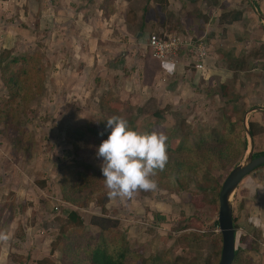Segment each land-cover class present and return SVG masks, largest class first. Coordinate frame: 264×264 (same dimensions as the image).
Here are the masks:
<instances>
[{"label":"rangeland","instance_id":"374dc122","mask_svg":"<svg viewBox=\"0 0 264 264\" xmlns=\"http://www.w3.org/2000/svg\"><path fill=\"white\" fill-rule=\"evenodd\" d=\"M205 2L207 14L212 12L209 24L229 19L224 14L231 11L239 13L237 21L217 29L215 43L224 63L221 69L232 71L230 79L204 89L210 97L218 93L219 101L209 103L199 115L202 118L190 120V106H165L169 109L163 113L164 120L154 130L174 129L175 138L180 139L187 126L192 135L183 146L191 151L197 150V133L205 136L208 146L214 144L210 140L213 136L220 138V144L213 147L216 159L209 157L213 160L209 172L194 168L184 173L165 172L157 180L156 190L139 191L133 199L123 202L109 198L108 189L91 196L85 209L62 201L58 180L61 171L84 164L97 169L99 166L81 146L67 142L65 133L75 125L104 123L114 112L111 107L104 110L98 105L100 96L107 92L118 103L128 106L126 113L136 116L139 129L152 124L149 116L153 111L164 109L156 106L152 98L141 106H131L121 100L129 98L127 93L121 97L119 90L100 80L96 91L91 73L95 71L81 73L82 57L69 52V39L63 45L65 51L56 52L58 48L51 43L53 32L39 26L38 14L29 24L26 38L18 37L9 49L0 47V58L27 54L34 56L44 70L38 75L41 79L36 77L35 83H31L29 97L24 102L16 101L17 107H7L9 97L0 83V230L10 236L6 243L0 242V264H68L60 260L61 246L54 241L59 228L65 227L70 211L79 213L83 227L92 235L98 234L92 217L117 221L137 256H156L162 264H215L219 234L215 226L217 200L208 195V187H213L215 193L229 171L244 164L248 152L253 157L264 149V127L256 123L264 124V91L263 86L259 87L264 78L260 72V61L264 60V0ZM148 32L152 33L153 27ZM145 38L139 41L143 50ZM256 57L260 61H254ZM248 129L252 133L249 140ZM234 146L237 152L232 153ZM194 155L187 153L185 158ZM201 160L190 159L188 165ZM261 167L264 165L258 168ZM253 178L243 180L229 197L235 219L234 249L242 252L240 264H264V230L253 220L256 210H261L264 228V208H260V189L264 184L260 178L252 181Z\"/></svg>","mask_w":264,"mask_h":264},{"label":"crops","instance_id":"0c3cea01","mask_svg":"<svg viewBox=\"0 0 264 264\" xmlns=\"http://www.w3.org/2000/svg\"><path fill=\"white\" fill-rule=\"evenodd\" d=\"M203 5L208 6L205 0H0V47L9 49L18 37L26 38L29 24L38 14L39 26L51 28L53 32L51 43L58 48L56 52H64L63 45L69 39V52L74 57H82L81 73L95 71L91 73L96 91L100 80L119 90L121 97L127 93L129 98L121 100L131 106H141L150 98L160 109L190 106L187 107L188 113L191 112L189 118L197 120L203 117L199 115L207 110L209 103L219 101L218 93L210 97L205 95L204 89L222 85L232 73L221 69L224 63L215 46L217 29L229 23L220 20L218 24H209L212 12L207 14ZM193 6L196 10L187 9ZM151 27L152 33L159 36H175L188 41L191 53L179 51L170 62L153 58L146 44L143 50L139 42L144 36L147 38ZM169 28L171 30L166 31ZM199 54L204 56L200 60ZM254 61L260 60L256 57ZM261 62L260 72L264 74V60ZM196 64L202 69H196ZM260 86L264 91V78ZM246 134L248 140L252 138ZM251 148L250 141L249 150ZM251 178L252 181L260 178L264 184V167L248 173L238 185ZM260 190V208H264V187ZM256 211L253 215L255 225L264 230L261 210Z\"/></svg>","mask_w":264,"mask_h":264},{"label":"trees","instance_id":"16d2710c","mask_svg":"<svg viewBox=\"0 0 264 264\" xmlns=\"http://www.w3.org/2000/svg\"><path fill=\"white\" fill-rule=\"evenodd\" d=\"M238 14L239 13L235 11L224 14V18H229L224 20V22L230 24L234 22V20L237 21L239 19ZM34 58V56L27 54L20 55L16 58H8L7 56L0 58V83L9 97V100L6 102L8 108H11V106L17 107L18 104L16 101L24 102L30 95L31 83H35L36 77L41 79V76L38 75L44 73V70L41 68L40 62ZM13 67H15V70H12ZM113 98L109 93L102 94L98 100L99 107L104 110L111 107V110H114V112L109 117L114 115L122 116L128 121V125L131 129L141 132L155 131L154 126L161 125V122L164 120L163 113L169 109L166 107V109L163 108L164 110L153 111L149 116L151 117L150 123L152 124H148L144 128L139 129L136 116L126 113L128 106L118 103ZM12 109L14 110L15 108ZM14 118L15 117L10 121H13ZM185 129L187 130L183 135L179 136L180 139H176L177 137L175 135L177 133L174 129L164 130L168 136L167 145L169 160L163 171L157 170L156 176L153 177L156 182L168 171L176 170L184 173L194 168V171L206 170L209 172V169L212 167L213 160H210L209 157L215 158L213 147L220 144V138L213 136L210 140H213L214 144L208 146L207 140L204 138L205 136H203L202 133H197L195 136L197 150H186L183 146L184 141L192 134L187 126ZM110 132L111 128L107 127V120L100 125H75L67 130L65 133L67 142L81 146L83 150L88 152V155L93 161L99 163V166L98 169L94 166L95 169L91 165L84 164L80 168L69 166L66 170L61 171L58 180L62 201L71 203L80 209H85L91 196L106 189L100 167L103 163V158H99L97 152L100 144L103 140L108 138ZM247 133L252 137L250 129H248ZM235 152H237L236 146H234L232 150V153ZM187 153L189 155H195L187 159L185 158ZM260 155H264V152L254 155L253 157ZM190 159H200L201 161L194 162V164L189 166L188 162ZM208 188L211 189L208 195L214 196V200H217L220 186L216 187L215 193H213V187L209 186ZM106 219L107 218L102 219L99 217L97 219L96 217L90 219L98 228V234L92 235L83 227V221L79 213L76 211L68 212L65 227L59 228V234L54 241L56 246H61L60 260L62 262H68V264H135L136 261L138 264H162L161 259L156 256H137V252L130 249L126 237L120 232V226H118L117 221ZM231 219L234 229L235 219L232 217V209ZM215 226H217L216 221ZM217 240L218 249L215 264L218 262L221 247L219 234ZM240 241L244 242V238H241ZM245 247L247 248V245ZM240 252V250L234 249V257L231 264L241 263L242 252L241 254ZM130 257H135L136 259L130 260Z\"/></svg>","mask_w":264,"mask_h":264},{"label":"clouds","instance_id":"9594fccd","mask_svg":"<svg viewBox=\"0 0 264 264\" xmlns=\"http://www.w3.org/2000/svg\"><path fill=\"white\" fill-rule=\"evenodd\" d=\"M107 127L111 132L100 144L97 156L103 158L100 167L109 198L123 202L139 191L156 190L153 177L169 160L166 133L133 130L125 118L115 115L107 119ZM9 239V234L0 230V242Z\"/></svg>","mask_w":264,"mask_h":264},{"label":"water","instance_id":"95a60500","mask_svg":"<svg viewBox=\"0 0 264 264\" xmlns=\"http://www.w3.org/2000/svg\"><path fill=\"white\" fill-rule=\"evenodd\" d=\"M244 164L232 168L223 180L217 196V228L221 247L217 264H231L234 257V229L229 197L238 183L248 173L264 165V155L252 157L248 152Z\"/></svg>","mask_w":264,"mask_h":264},{"label":"built area","instance_id":"2783aa9c","mask_svg":"<svg viewBox=\"0 0 264 264\" xmlns=\"http://www.w3.org/2000/svg\"><path fill=\"white\" fill-rule=\"evenodd\" d=\"M146 46L153 58L165 62H170V59L176 57L179 51L188 50L191 53L189 42L175 36H159L150 33L146 38ZM198 57L200 60L204 56L199 54ZM194 67L199 70L202 69L200 64H196Z\"/></svg>","mask_w":264,"mask_h":264}]
</instances>
